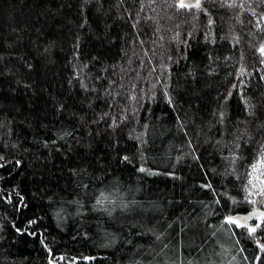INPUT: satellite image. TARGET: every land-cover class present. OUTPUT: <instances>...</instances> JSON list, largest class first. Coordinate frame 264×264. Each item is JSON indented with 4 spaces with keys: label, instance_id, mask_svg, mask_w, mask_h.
Here are the masks:
<instances>
[{
    "label": "trees",
    "instance_id": "1",
    "mask_svg": "<svg viewBox=\"0 0 264 264\" xmlns=\"http://www.w3.org/2000/svg\"><path fill=\"white\" fill-rule=\"evenodd\" d=\"M201 5L0 0V264H264V0Z\"/></svg>",
    "mask_w": 264,
    "mask_h": 264
},
{
    "label": "snow or ice",
    "instance_id": "2",
    "mask_svg": "<svg viewBox=\"0 0 264 264\" xmlns=\"http://www.w3.org/2000/svg\"><path fill=\"white\" fill-rule=\"evenodd\" d=\"M174 4L175 7L177 9H192V8H196V9H201L202 5H201V0H195L194 3L191 2H186V0H174ZM260 53L261 55H264V47L260 48ZM125 159H127V157H125ZM262 166H264V159H262L258 164L253 165V180H258L259 183L261 185H264V180H260L259 176L255 175V173H257L258 169H260ZM141 171H143V169H141ZM250 184H252L253 188H256V184L253 183L252 180L249 181ZM259 193L261 195H264V187H261L259 189ZM251 194V193H250ZM251 203H255V201H251ZM253 216H257V218L260 220L261 223H264V212H260V213H253ZM251 217H245L243 219L247 220L250 219ZM227 223L229 224H234L237 227H244L247 229V231L250 234H254L257 231V228L260 227L259 224H257L255 227H249L247 224H241L240 223V219L238 218H233V217H228L227 218ZM261 249L264 250V244L260 245Z\"/></svg>",
    "mask_w": 264,
    "mask_h": 264
},
{
    "label": "rangeland",
    "instance_id": "3",
    "mask_svg": "<svg viewBox=\"0 0 264 264\" xmlns=\"http://www.w3.org/2000/svg\"><path fill=\"white\" fill-rule=\"evenodd\" d=\"M201 1H202V0H201ZM186 2L194 3L195 0H188V1H186ZM263 172H264V166H262L260 169H258V171H257V173H255V175L259 176L260 180H262V176H263V174H264ZM252 181H253V183L256 184V188H253V189H252V192L260 194V193H259V189L262 187V185L259 183L258 180H253V179H252ZM257 214H258V213H257ZM235 218L240 219V223H241V224H242V221H243V222H244L243 224H247L249 227H251L250 222L248 223L249 219L245 220V219H243V218H241V217H235ZM244 218H245V217H244Z\"/></svg>",
    "mask_w": 264,
    "mask_h": 264
},
{
    "label": "water",
    "instance_id": "4",
    "mask_svg": "<svg viewBox=\"0 0 264 264\" xmlns=\"http://www.w3.org/2000/svg\"><path fill=\"white\" fill-rule=\"evenodd\" d=\"M186 1H188V0H186Z\"/></svg>",
    "mask_w": 264,
    "mask_h": 264
}]
</instances>
